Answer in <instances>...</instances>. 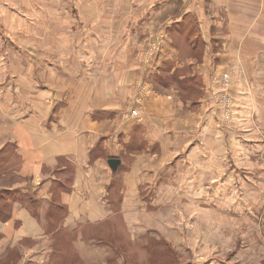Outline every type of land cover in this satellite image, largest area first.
I'll list each match as a JSON object with an SVG mask.
<instances>
[{"label": "rangeland", "instance_id": "rangeland-1", "mask_svg": "<svg viewBox=\"0 0 264 264\" xmlns=\"http://www.w3.org/2000/svg\"><path fill=\"white\" fill-rule=\"evenodd\" d=\"M119 1L0 0L1 16H7L0 21L14 23L21 31L0 34L12 38L20 47L0 49V61L18 57L22 64H18L21 75L27 74L30 67L42 80L44 73L40 67L43 68L47 61L53 74L61 72L56 63L65 69V61L70 63L66 66L69 71L83 68L87 73H95L106 70L110 67L103 61L109 58L113 39L125 40L126 35L120 30L127 25L128 19L123 21L124 14L136 16L142 10L146 12L148 34L139 31L145 19L141 24H132L136 34L132 35L133 44L127 56L131 62L137 59L149 67L150 72L147 85H140L134 98L127 99L128 116L140 120L146 105L156 108L180 105L183 110H179L180 114L175 113L174 118H178L179 123H184L182 118H185L188 121L185 125H195L189 130V144H182L185 130L181 128L184 126L168 131L177 135L173 138L181 140L180 146L162 147L161 152L153 154V161L168 156L167 166L158 170L155 178L147 179L139 206L124 211L122 224L116 218L109 234L107 226L100 228L96 239L92 234L82 238L71 232L58 233V249L54 253L10 250V258H0V264H264V57L249 58L244 74L228 63L227 51H220L223 63L217 65L211 60L210 64L211 88H207L208 79H203L204 67L196 68L198 73L194 77L195 85H192L187 78L189 68L178 69L175 65L188 58V54L196 57L197 62L208 61L200 40L194 37L197 33L195 22L173 24L159 37L155 28L166 19L165 14L171 12L170 2ZM256 2H252V10L260 3ZM248 3L251 4L244 1L245 13L238 17L234 14L232 18L244 31L243 38L239 34L234 38L244 48L246 57L256 50L264 52V34L256 32L255 27L252 31L255 19L249 15L252 6ZM260 5L263 9L264 2ZM156 7L162 17L152 19ZM115 10L122 14L116 18L124 24L113 30L110 28L113 19L108 16ZM10 12L19 16H11ZM174 12L177 14L178 11ZM259 19L261 22L263 15ZM190 41L200 43L194 51L190 49ZM161 46H164L163 54L176 57V60L157 62ZM30 58L39 62L38 65L26 66L23 60ZM251 62H255L254 67ZM139 68L135 65L130 70ZM3 70L0 63V76ZM237 71L238 78L235 76ZM204 104L212 106V113L201 121L198 110ZM133 109L139 111L138 117L131 115ZM153 116L155 124H160L171 115L160 112ZM133 143L136 146L138 142ZM126 160L124 165L131 167L130 160ZM153 161L149 165L154 166ZM156 166L152 171L157 169ZM122 170L119 177L125 181L124 176L129 173ZM8 182L6 179L2 183ZM129 183L131 185L130 178ZM33 229V233L40 232L37 226ZM8 244L0 246V255L6 253Z\"/></svg>", "mask_w": 264, "mask_h": 264}, {"label": "crops", "instance_id": "crops-1", "mask_svg": "<svg viewBox=\"0 0 264 264\" xmlns=\"http://www.w3.org/2000/svg\"><path fill=\"white\" fill-rule=\"evenodd\" d=\"M75 1L82 3L88 0ZM133 1L141 4L166 1L173 6L171 12L165 14L166 19L155 28L159 37L173 24L182 22L186 25L190 20L195 22L197 33L194 37L200 40L203 55H206L204 57L208 61L197 62L196 57L188 54V58L175 65L178 69L184 66L189 68L190 75L187 78L192 85H195L194 77L198 73L196 68L204 67L203 79H208L207 88H211L210 64L211 60L217 65L223 63L219 57L220 51H227L225 54L228 56V63L244 74L249 58H261V55L264 57V52L257 50L250 53V57L244 55V48L234 38L238 34L243 38L244 31L240 30L239 23L232 20L234 14L238 17L242 12L245 13L244 1L251 2L248 3L252 6L249 15L255 19L251 25L252 31L255 27L256 32L264 34V8L260 5L264 0ZM253 1L260 2H256V10H252ZM157 9L156 7L152 19L162 17ZM174 10L178 11L177 14ZM10 14L19 16L14 12ZM126 14L123 21H128L125 22L127 25L124 29H120L123 21L116 18L122 15L118 10L108 16L113 19L110 28L115 30L119 26L126 36L123 42L113 39V44L109 47V58L103 61H107V66L110 67L106 70L95 73H87L83 68L69 71L66 66H70V63L65 61V69L63 70L64 66L61 67L62 64L56 63L61 72L53 74L51 64L47 61L43 68L38 67L44 73L42 80L34 70H30V64L35 67L39 63L34 58L23 60L29 68L27 74L22 75L19 71V65L22 64H19L18 57L0 61L4 67L0 76V191L7 189L5 192L10 193L4 195L5 192H0V203L9 205L7 218H0V246L9 242L4 250L6 253L0 255V258L9 259L10 250L17 253L48 250V253H54L58 249V233L65 235L71 232L82 238L85 234H92L96 239L100 228L107 226L109 234V228H114L116 218L122 224L125 221L124 211H131L139 206L140 194L143 186H147V179L155 178L156 172L167 166L168 156L153 161V154L161 152L162 147L180 146L181 140H175L177 135L168 131L184 126L181 128L185 130L182 144H189V130L194 129L195 125H185L188 122L185 118H182L184 123H179V119L174 118L175 113L180 114L179 110H183L180 105L174 108L169 105L157 108L146 105L140 120L128 116L127 99H133L137 88L147 83L150 71L149 67L140 64L137 59L131 62L127 56L130 54L129 47L133 44L132 35L136 34L131 28L132 24H141L142 19L146 18V12L141 10L137 17L132 13ZM261 15L263 20L260 22ZM27 16L26 14L25 17ZM3 17L7 16H1L0 13V19ZM170 17L176 18L173 20ZM147 21L145 19L144 25L139 28L143 34H148ZM31 32L28 33L32 34ZM1 33L21 31L14 23L11 25V22L0 21ZM7 39L0 36V49L20 48L18 42L12 38ZM200 43L190 41V49L194 51ZM163 48L157 62H169L172 58L176 60V57L163 54ZM254 63L251 62L252 67ZM135 65L140 68L137 71L130 70ZM235 76L238 78V71ZM203 94L204 98L205 92ZM211 109L209 104L201 105L198 118L201 121L209 118ZM160 112H169L171 116L166 121L155 124L153 115ZM133 142L138 143L134 146ZM109 158L120 160V165L114 172L107 164ZM126 158L130 160L131 167L124 165ZM151 161L155 163L154 166L149 165ZM155 166L157 169L152 171ZM122 169L129 173L124 176L125 181L119 177ZM128 178L131 179V185L128 184ZM6 179L10 182L3 184ZM1 205L2 203L0 207ZM35 226L40 232L33 233ZM27 231L31 233H25Z\"/></svg>", "mask_w": 264, "mask_h": 264}, {"label": "water", "instance_id": "water-1", "mask_svg": "<svg viewBox=\"0 0 264 264\" xmlns=\"http://www.w3.org/2000/svg\"><path fill=\"white\" fill-rule=\"evenodd\" d=\"M107 164H108L109 168L114 172V171H116V169L120 165V160L117 158H109L107 160Z\"/></svg>", "mask_w": 264, "mask_h": 264}, {"label": "trees", "instance_id": "trees-1", "mask_svg": "<svg viewBox=\"0 0 264 264\" xmlns=\"http://www.w3.org/2000/svg\"><path fill=\"white\" fill-rule=\"evenodd\" d=\"M9 213V205L8 204H4L0 207V218L5 219L7 218Z\"/></svg>", "mask_w": 264, "mask_h": 264}, {"label": "built area", "instance_id": "built-area-1", "mask_svg": "<svg viewBox=\"0 0 264 264\" xmlns=\"http://www.w3.org/2000/svg\"><path fill=\"white\" fill-rule=\"evenodd\" d=\"M140 91H141V89H140ZM131 115L135 116V117H138L139 116V111H137L136 109H133V111H131Z\"/></svg>", "mask_w": 264, "mask_h": 264}]
</instances>
